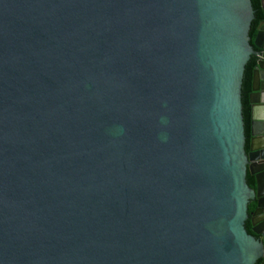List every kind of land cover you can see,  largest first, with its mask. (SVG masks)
Masks as SVG:
<instances>
[{"label":"water","instance_id":"water-1","mask_svg":"<svg viewBox=\"0 0 264 264\" xmlns=\"http://www.w3.org/2000/svg\"><path fill=\"white\" fill-rule=\"evenodd\" d=\"M261 8L0 0V264H264Z\"/></svg>","mask_w":264,"mask_h":264},{"label":"trees","instance_id":"trees-1","mask_svg":"<svg viewBox=\"0 0 264 264\" xmlns=\"http://www.w3.org/2000/svg\"><path fill=\"white\" fill-rule=\"evenodd\" d=\"M252 8L254 10V16L255 19L251 23V28L249 31V35L253 41L255 35H256V28L258 26V23L260 20H262V8H261V0H251ZM256 58L251 57L248 63L245 66L244 75H243V81H242V87H241V101H242V115H243V122H244V134L246 137V144H245V150L248 148V141L249 135H250V105L248 102V95L250 93L251 88V76L252 71L255 67ZM246 183L249 188L254 189L255 188V178L253 175H251L249 172L246 174ZM255 204L249 203L247 208V214L248 216L251 214V212L254 210ZM246 231L248 234H252L250 231V224L249 221L245 222L244 225Z\"/></svg>","mask_w":264,"mask_h":264},{"label":"flooded vegetation","instance_id":"flooded-vegetation-1","mask_svg":"<svg viewBox=\"0 0 264 264\" xmlns=\"http://www.w3.org/2000/svg\"><path fill=\"white\" fill-rule=\"evenodd\" d=\"M249 139H250V135H249ZM246 153H249V141H248V148H246ZM263 162H264V160H259V161H257V163H258L259 166L262 165ZM250 203H254V204H255V208H254V210L251 212V214L248 216V219H247L246 221H249V224H250V231H251V233H252V234H250V235H252V236H254L256 239H258V238H260V235H256V234L253 232V228H254L255 226H252L251 219L254 218V221L257 222V226H256L255 228H256L257 230H260V231L264 232V220H262L264 214H263V215H257V216L255 215V216H253V212H254L255 209H256V200L251 201ZM262 260H263L262 258L259 259V260L256 262V264H262Z\"/></svg>","mask_w":264,"mask_h":264}]
</instances>
